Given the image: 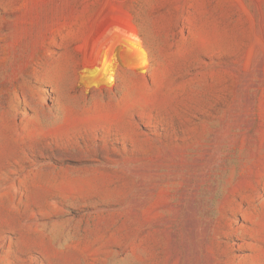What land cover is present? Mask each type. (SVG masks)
Wrapping results in <instances>:
<instances>
[{
	"label": "rangeland",
	"instance_id": "rangeland-1",
	"mask_svg": "<svg viewBox=\"0 0 264 264\" xmlns=\"http://www.w3.org/2000/svg\"><path fill=\"white\" fill-rule=\"evenodd\" d=\"M0 264H264V0H0Z\"/></svg>",
	"mask_w": 264,
	"mask_h": 264
}]
</instances>
